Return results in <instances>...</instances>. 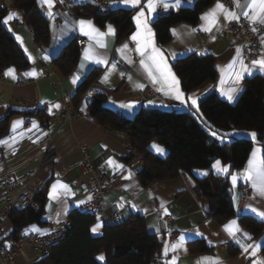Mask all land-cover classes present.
<instances>
[{"label": "crops", "instance_id": "obj_1", "mask_svg": "<svg viewBox=\"0 0 264 264\" xmlns=\"http://www.w3.org/2000/svg\"><path fill=\"white\" fill-rule=\"evenodd\" d=\"M64 1V6L57 9L56 0H54L53 16L49 17L47 5H43L39 0L42 12L50 19L51 31V43L48 46H40L35 41L32 29L24 22L22 13L15 7L13 0H0V10L6 9L3 21L10 13L17 14V18L10 20L8 24H3L15 38L29 62L28 68L22 70L8 67L3 71V80L0 81V119H4L10 112H15L9 119L8 134L0 138V141H7L5 144H0V181L4 177L15 180L22 179L26 171L39 168V176L45 181L47 189V200L42 215L43 223L31 224L24 229V232L49 233L68 221L73 210H81L88 202L89 197L80 192L79 184L82 175L78 167L86 148L91 156L93 166L103 169L108 177L119 185L118 189L109 188L105 196L103 214L109 218V223L126 220L132 215L142 216L147 222L149 231L157 234L163 240V250L165 245L175 244L181 236L185 237L183 248L176 252L169 249L167 256L162 251L160 264H166L173 256L177 258L176 264H197V261L203 257L215 258L220 264H252V258L242 251L240 245L224 231V228L225 225L235 220L242 230L237 234L241 243L261 244L262 247L264 245V230L259 236L253 237L252 233L242 227L240 223L241 218L251 217L264 225V220L258 218L248 208L251 205L264 210V199L256 196L253 188L248 201L240 209V187L243 183L251 185L242 174L246 171L254 150H259L257 156L264 159V145L254 144L247 163L242 169L232 170L229 165L216 160L220 161L222 167H227L231 175L218 173L212 167L216 163L215 161L208 169L193 170L192 175H181L178 178L165 181L155 180L148 186H143L138 177L139 171L144 166L143 157L137 155L127 161L126 159L134 153L128 137L124 133L113 132L100 125L91 116L89 110V104L98 93L106 96V106L109 109L120 117L128 119L134 118L139 110L148 109L188 111L200 120L202 118L199 109L200 100L212 93H216L228 103H235L245 87L246 79L254 75L264 77V73L254 71L250 76L245 74L239 85L234 83V73L240 70V60L251 65L244 59L243 41L239 32L230 25L231 22L225 21L222 16L212 32L202 31L204 21L200 19L197 25L182 23L173 26L172 40L163 47L156 40L152 23L163 14L194 6L197 0H181V6L178 9L170 7L167 11L162 7H157L156 12L149 20V25L154 33V42L156 47L164 53L168 66L179 81L180 79L172 67L174 60L190 54L216 57L218 79L215 82L207 81L190 93L184 92L180 83V91L183 93L184 99V103H181L180 100L174 98V95L158 90L162 86L158 83L154 84L144 71L140 64L141 56L135 50L136 42L131 39L137 32L134 17L140 11V7H144L147 0H141V6L135 8L122 4L119 0H100L108 9H131L134 11L132 15L134 31L126 41H119L114 25L108 24L105 28H101L91 18L74 15L69 8L71 3H87L98 0ZM167 2L174 4L176 0H167ZM216 2L217 0L206 8L200 18L212 9ZM226 6L231 10H237L233 7L232 2L230 6ZM145 15H148L146 8ZM80 20L91 21L93 26L103 34L99 38L103 42V47L97 44L95 39H90L89 36L81 33L78 24ZM241 20L245 19L241 17ZM109 25L114 29V34L108 33ZM78 37H85L87 43L80 47V57L75 69L68 76H63L55 66L54 59L65 46ZM125 45H127V49L124 48ZM238 48L241 50L239 57H237L236 51ZM87 49H92L108 63L95 64L85 60L84 53ZM234 59H236L234 68L229 69L227 65ZM9 69L15 70V79L5 75ZM30 72H35L36 75H24ZM93 72L98 73L97 79L86 90L80 103L75 106L73 103L75 94ZM77 75L79 79L73 84L72 79ZM106 75L107 80H105ZM232 87H239L242 90L237 92L234 100L230 102L223 93ZM189 98L196 100L195 106L192 105ZM57 104L60 105L59 108L54 107ZM121 104H133L134 106L129 110L121 107ZM65 110L77 112L79 115L73 121L64 123L63 113ZM14 122H21L15 131H13ZM34 123L37 127H33ZM213 133H216L215 136L212 134L213 137L221 143L230 142L240 137L252 139L248 135L249 133L242 131ZM153 145L163 148L164 153L157 152ZM150 150L160 157H166L168 153L163 145L156 142L150 145ZM47 156H53L54 161L44 165ZM108 160H112L116 165H122V167L109 166L106 163ZM205 172L207 175L204 174ZM211 173L229 178L235 216L224 223H218L209 214L204 199L197 189V179H204ZM232 176L237 177L235 185ZM125 177L130 178L126 179ZM57 181L66 185L67 188L57 187L53 191L52 186L57 184ZM4 194L5 191L0 185V202ZM165 209L168 214H165ZM115 213L119 215L118 219L112 218ZM165 217H169L170 220H165ZM97 224H100L101 227L92 234L102 236L105 225L98 221L92 226V229ZM13 230L14 227L10 219L5 220L3 226L5 243H10L13 239L10 236ZM196 231L203 233V236L195 235ZM171 232H177L175 239H171ZM242 233H247L252 239H244ZM197 242H204L211 251L191 252V244ZM232 251L236 253H232ZM258 255L264 257L262 250ZM17 264H37L35 253L28 249L25 256L18 257Z\"/></svg>", "mask_w": 264, "mask_h": 264}, {"label": "trees", "instance_id": "obj_2", "mask_svg": "<svg viewBox=\"0 0 264 264\" xmlns=\"http://www.w3.org/2000/svg\"><path fill=\"white\" fill-rule=\"evenodd\" d=\"M216 0H197L192 7L171 11L159 16L152 26L157 42L165 47L172 40V27L187 23L197 25L201 13ZM22 13L24 22L32 29L35 41L40 46L51 43L50 19L41 10L39 0H13ZM71 12L78 17L91 18L99 27L112 24L117 29L119 41H126L134 31L133 10L108 9L96 2L70 4ZM6 9L0 10V73L8 67L26 69L29 62L15 38L3 24ZM80 57L77 39L65 46L54 59V64L63 76H68L76 67ZM184 92L190 93L207 81H216L218 71L216 57L190 54L172 62ZM98 77L91 73L81 84L73 98L77 106L86 90ZM201 119L188 111H162L141 109L132 119L122 118L106 106V96L98 93L91 103V116L100 125L113 132L124 133L133 148L127 161L140 155L144 166L138 177L143 186L151 182L175 179L181 175H192L195 169H208L216 161L229 165L232 170L242 169L255 143L264 145V77L254 75L245 81V87L233 104L221 99L216 93L203 97L199 103ZM10 112L0 122V138L9 132ZM38 115H41L38 113ZM255 132L257 137L236 138L221 143L213 132ZM163 145L168 153L160 157L150 150L152 143ZM264 157V152H263ZM197 189L205 206L218 223L235 216L228 176L211 173L197 179ZM47 189L44 187L32 207L15 212L10 221L14 230L11 237L31 224H42ZM70 227L64 238L53 246L49 256L41 264H160L163 240L149 231L142 216L132 215L123 221L107 223L102 236L92 234V226L98 222L94 215L82 210H73L69 217ZM242 227L253 237L264 230L263 223L251 218L240 219ZM191 252H210L204 242L193 243ZM232 253H236L232 251ZM264 255V245L262 247ZM103 255L104 259L98 257Z\"/></svg>", "mask_w": 264, "mask_h": 264}, {"label": "snow or ice", "instance_id": "obj_3", "mask_svg": "<svg viewBox=\"0 0 264 264\" xmlns=\"http://www.w3.org/2000/svg\"><path fill=\"white\" fill-rule=\"evenodd\" d=\"M43 5H47L48 12L47 15L49 17L53 16L52 8L54 5V0H40ZM63 2V0H61ZM120 3L131 6V7H140L141 0H119ZM232 5L237 10H231L227 7L221 0H217L216 4L201 16V20L204 21V25L201 30L206 32H212L213 28L219 23L220 17L222 16L225 21L239 22L241 17L247 20L250 24L253 25V32H255L256 25L264 26V0H231ZM181 6V0H176L174 4H169L167 0H147V3L144 7H140V11L134 17L137 24V32L131 37V39L136 42V51L141 56L140 64L143 67L144 71L147 73L148 77L152 80L154 84H160L162 87L158 90L166 91V94L174 95V98L180 100L181 103H184L183 93L180 91V81L177 79L176 75L171 71V68L168 66L166 59L164 57V53L156 47L154 42V33L152 32V28L149 25V20L157 10V7H162L165 11H167L170 7L178 9ZM145 8L147 9L148 15H145ZM17 18L16 13H10L8 17H6L3 21L4 24H8L10 20ZM80 31L83 35L89 36L90 39H95L97 44L103 47V42L99 39L103 34L97 30L91 21L80 20L78 22ZM195 31V30H193ZM108 33L114 34V29L111 25L108 26ZM175 34V31H174ZM19 39V37H17ZM264 44V39L261 41ZM127 49V45L124 46ZM237 57L240 56L241 50L238 48ZM85 60H89L95 64H107V60L100 57L96 53L92 51V49H87L84 53ZM236 63V59L232 61V63L228 64L227 67L229 69L234 68ZM114 67V65H113ZM254 71H259L264 73V53L260 54V58L253 60L251 65H247L243 60H240V70L234 73L235 79L234 83L239 85L240 81L243 79L245 74L252 75ZM6 76H10L12 79H15V70L9 69L6 73ZM26 76H35V72L25 73ZM79 79V76H74L72 79V83L75 84ZM105 80H107V75L105 76ZM239 87H232L223 94L226 95L227 99L231 102L235 98V94L241 91ZM191 99L192 105H196V100ZM121 107L128 108L129 110L134 106L133 104H121ZM54 107L59 108L60 105H54ZM21 122H14L13 131H15L17 125ZM33 127H37L35 123ZM215 136L216 133H213ZM248 135L252 137L253 140L256 139L257 133L251 132ZM219 138V137H218ZM7 141H0V144H5ZM153 148L161 154L164 153V149L153 145ZM259 150H254L252 153V157L249 159L248 167L246 171L242 174L246 181L251 183V187L253 188L256 196L264 199V159H261L257 156V152ZM106 163L109 166H115L117 168L122 167V165H116L114 161L108 160ZM212 167L218 172L227 175H231L229 169L227 167H222L220 161H216ZM207 175V172L204 173ZM126 179L130 177H125ZM233 184L235 185L237 177L232 176ZM57 187L67 188L66 185L60 184L57 181V184L52 186L53 191L57 189ZM51 195V194H50ZM163 207V205H162ZM249 210L254 213L258 218L264 220V210H260L257 207H253L251 205L248 206ZM165 214L167 210L165 209ZM101 227L100 224H97L93 227L92 232H97V230ZM224 231L228 233V235L240 245L242 251L248 254V257L252 258V264H264V257H260L258 254L262 250L261 244H244L241 243L240 238L238 237V233H241V229L237 225L236 221H231L228 225H225ZM195 235L203 236V233L196 231ZM244 239L251 240L252 237L247 233H242ZM185 242V237L181 236L179 241L175 244L165 245L163 250V254L165 256L168 255L169 249L172 252H176L178 249L183 248ZM211 243V242H210ZM98 259L103 260L104 257L101 255ZM176 257L173 256L170 261L166 262V264H176ZM197 264H220V262L211 257H203L201 260L197 261Z\"/></svg>", "mask_w": 264, "mask_h": 264}, {"label": "built area", "instance_id": "obj_4", "mask_svg": "<svg viewBox=\"0 0 264 264\" xmlns=\"http://www.w3.org/2000/svg\"><path fill=\"white\" fill-rule=\"evenodd\" d=\"M226 5H231L230 0H221ZM97 4L105 6L100 0ZM65 1L56 0V8L64 6ZM17 26L19 23H16ZM230 25L239 32L243 41L244 59L251 63L253 60L259 59L260 54L263 53V44L261 43L264 37V26L256 25V31L253 32V25L246 20L239 22L233 21ZM87 39L85 37H78L77 44L79 47L86 45ZM3 80V73H0V81ZM150 94V93H146ZM77 112H70L65 110L63 113V122H71L78 117ZM1 122V119H0ZM54 157L47 156L45 164H51ZM81 171L82 180L79 184L80 192L89 197L88 202L81 208L82 211L90 213L95 218L106 225L109 223V218L103 214V204L107 190L118 189L119 185L116 181L111 180L103 169L93 166L91 156L88 150L84 149V155L78 163ZM40 169L33 168L26 171L22 179H11L4 177L0 181L1 187L5 194L0 202V264H17V259L20 256H25L28 249L33 251L36 255L37 264L50 255L54 245L59 243L65 236L70 227V222L66 221L57 229L45 233H26L21 232L14 237L10 243H5L3 239V226L5 220L18 211L30 208L34 205L37 194L45 187V181L39 176ZM252 193V187L249 183H243L240 187V209L242 205L248 201ZM117 213L113 214V219H118ZM169 221V217H165ZM171 239L177 237V232L170 233Z\"/></svg>", "mask_w": 264, "mask_h": 264}, {"label": "water", "instance_id": "obj_5", "mask_svg": "<svg viewBox=\"0 0 264 264\" xmlns=\"http://www.w3.org/2000/svg\"><path fill=\"white\" fill-rule=\"evenodd\" d=\"M67 6V5H66ZM162 231H163V228H162Z\"/></svg>", "mask_w": 264, "mask_h": 264}]
</instances>
